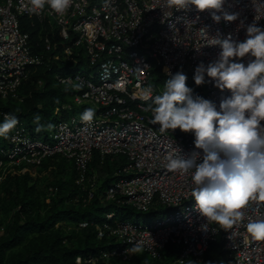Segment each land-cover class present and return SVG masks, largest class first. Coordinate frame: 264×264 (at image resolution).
<instances>
[{"label": "built area", "instance_id": "2783aa9c", "mask_svg": "<svg viewBox=\"0 0 264 264\" xmlns=\"http://www.w3.org/2000/svg\"><path fill=\"white\" fill-rule=\"evenodd\" d=\"M164 3L108 0L105 6V0H72L61 15L47 4L40 15H29L24 7L27 0H0L1 98L19 97L20 87L29 80L32 69L44 61L43 54L34 49L29 32L23 29L22 15L54 22L60 37L70 40L63 49V61L71 58L76 63L78 58L72 56L76 48H83L87 58L76 71L57 75L62 83L83 87L73 88L71 101L55 108L57 119L50 133L34 135L18 118L16 128L0 142V151L8 157L0 160V172L8 164L40 166L45 158L59 154L73 161L76 181L90 184L92 196L97 173H90L89 164L95 151L103 159L125 156L128 163L116 171L119 176L106 186L104 199L130 204L143 212L156 210L159 205L171 208L147 223L118 216L99 223L98 236L111 237L115 244L97 255H78L77 262L95 263L114 256L130 259L134 255H126L125 250L140 241L143 251L154 259H162L173 244L178 247L175 264L189 260L201 264L211 241L222 233L224 247L229 250L223 264H264V241L253 240L244 227L249 217L264 215V206L257 211L255 202H250L244 209V220L227 231L215 223L202 230L207 221L195 208L191 173H171L165 164L169 154L189 159L194 153H199L196 161L201 163L203 150L195 148L194 133L180 129L161 133L159 125L151 123V113L145 111L151 100L142 99L149 89L152 96L164 90V82L155 79L157 60L167 76L181 68L195 75L201 63L206 67L222 51L220 45H211L213 38L226 39L231 34L243 42L248 25L255 23L264 29V0H225V10L238 13V18L233 22L221 19L219 23L212 19L215 10L200 12L193 5L175 11L165 8ZM46 42L50 48L49 37ZM54 57L61 58V54ZM251 59L254 57L249 54L233 62L247 65ZM186 84L193 89L189 82ZM203 92L218 111L221 101L231 96V90L221 91L206 74ZM73 104L84 109L66 117ZM87 108L95 109V117L86 125L80 116ZM9 114L3 112L4 117ZM90 223L82 220L78 226Z\"/></svg>", "mask_w": 264, "mask_h": 264}, {"label": "clouds", "instance_id": "9594fccd", "mask_svg": "<svg viewBox=\"0 0 264 264\" xmlns=\"http://www.w3.org/2000/svg\"><path fill=\"white\" fill-rule=\"evenodd\" d=\"M72 0H27L24 5L29 15H40L47 4L57 15L66 12ZM108 0H105L107 6ZM195 6L197 11L215 10L212 19L219 23L237 20L238 13L225 10V0H165L164 7L180 11ZM220 12L222 15H217ZM220 45L218 59L206 67L201 63L195 69L197 86L205 83V74L221 91L231 90L230 98L222 100L220 110L211 100L193 97V89L186 84L187 77L181 72L172 75L164 83L161 94L152 96L151 89L142 96L151 100L145 111L151 113V123L159 125V131L180 129L194 133L196 149L203 150V161L184 159L169 154L166 169L182 175L191 173L193 187L191 196L195 208L207 223L204 231L215 223L227 231L245 218L244 209L255 202L257 211L264 206V29L255 23L247 26V38L243 42L233 39L213 38L211 45ZM254 57L245 65L233 62L235 58ZM82 84L73 88L79 90ZM95 109L87 108L81 114L84 124H91ZM41 117L35 115L33 123L37 133L51 131L54 125H43ZM19 120L15 115H6L0 123V137L8 138ZM247 234L255 241H264V215L248 218L244 225ZM215 230V229H214ZM129 256L142 255L143 245L137 241L125 250Z\"/></svg>", "mask_w": 264, "mask_h": 264}, {"label": "trees", "instance_id": "16d2710c", "mask_svg": "<svg viewBox=\"0 0 264 264\" xmlns=\"http://www.w3.org/2000/svg\"><path fill=\"white\" fill-rule=\"evenodd\" d=\"M23 29L30 34V40L36 51L43 54L44 61L33 68L29 80L19 90L20 100L15 97H0V123L3 122V112L8 111L20 118L34 135H44L48 131L37 133L33 123L35 115L41 117L43 125H53L57 119L55 108L71 101L73 87L62 83L58 74H66L76 71L87 63L83 48H76L72 56L78 58L74 63L71 58L62 62L61 58H55L56 53L64 55L63 49L70 40H63L54 22L49 19L40 20L28 15L21 16ZM46 37H49L51 47H47ZM156 78L165 83L171 76L164 73L163 65L157 60L154 69ZM178 72L186 75L187 81L193 87V97L200 96L206 99L203 92L204 84L197 86L194 74H190L181 68ZM84 108H81L83 110ZM6 140V139H4ZM8 160L5 153L0 151V160ZM63 172H67L69 165L72 167L71 176L61 179L57 183L59 192L45 212L34 213L36 197L34 186L26 188L23 196L18 197L13 191L9 198L13 204L20 205L11 216L3 234H0V264H170L174 263L178 251L176 245L171 244L162 259L152 258L146 251L141 258L124 259L118 256L108 260L99 259L95 263L85 261L77 262L78 255L89 257L97 255L102 249L114 245V239L108 236L99 237L97 225L105 220L115 217L127 218L129 215L148 216L162 214L171 208L159 205L156 210L143 212L130 204H121L117 200L104 199V192L109 182L119 176L117 170L126 165L125 156H106L104 159L95 151L89 164L90 173H97V185L92 191L91 185H82L76 181V168L73 161L62 155H53L44 159L41 165L55 164ZM68 161V163H66ZM67 164H69L67 166ZM40 165V166H41ZM72 200L74 202H72ZM76 201V202H75ZM37 208L39 206L37 205ZM112 213V217L108 214ZM82 220L91 223L85 227H79ZM61 222H71L77 226L68 233L64 232ZM229 250L224 247L222 233L212 240L204 254L201 264H223L229 256ZM184 264H193L190 260Z\"/></svg>", "mask_w": 264, "mask_h": 264}, {"label": "rangeland", "instance_id": "374dc122", "mask_svg": "<svg viewBox=\"0 0 264 264\" xmlns=\"http://www.w3.org/2000/svg\"><path fill=\"white\" fill-rule=\"evenodd\" d=\"M61 57L63 58L62 55ZM19 97H15L16 101L17 99H19ZM18 101L21 100L19 99ZM73 105L74 109H68L66 111V117L72 115V113L79 114L81 107L79 108V106L76 104ZM51 131H48V133H50ZM41 136H45L44 133H42ZM4 139L5 138L0 137V142H3ZM59 162V159H55V164H46L41 166L8 164L5 166L3 170L4 172H0L3 174V176L0 178V234H3L4 228H6V225L8 224L11 216L15 214V211L20 206L11 202V198L8 197L11 191H13L14 194H17L19 198H21L26 188H28L29 186H34V196L36 197L33 211L34 213L38 211H41L42 213L45 212L47 207L51 203H53V199L59 192L57 182L61 179H68L72 174L71 165L67 164V166L69 165L67 168L68 170L67 172H63L61 167L58 166ZM66 163H68V161ZM72 202L74 201L72 200ZM37 205L39 206V208H37ZM157 217H161V215L158 214L155 216H140L139 221H145V223H147L150 221H155ZM127 218L135 220L136 215H129ZM61 224H63L62 227L65 233L70 232L72 228L77 229V226L71 222H61ZM144 254L145 253L143 251L142 255H136L135 258H141Z\"/></svg>", "mask_w": 264, "mask_h": 264}]
</instances>
